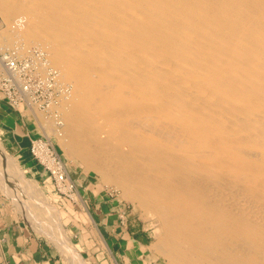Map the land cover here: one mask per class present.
<instances>
[{
    "label": "bare ground",
    "instance_id": "6f19581e",
    "mask_svg": "<svg viewBox=\"0 0 264 264\" xmlns=\"http://www.w3.org/2000/svg\"><path fill=\"white\" fill-rule=\"evenodd\" d=\"M0 13V51L37 47L58 71L50 112L34 110L43 127L159 221L169 264H264V0H0ZM0 181L90 264L1 141Z\"/></svg>",
    "mask_w": 264,
    "mask_h": 264
},
{
    "label": "crops",
    "instance_id": "0c3cea01",
    "mask_svg": "<svg viewBox=\"0 0 264 264\" xmlns=\"http://www.w3.org/2000/svg\"><path fill=\"white\" fill-rule=\"evenodd\" d=\"M30 116L12 108L0 95V129L3 142L9 150L21 154L27 150L29 153L30 139L38 134ZM76 183L93 218L88 224L82 220L86 229H79L76 233L84 238L85 233H94L96 229L108 242L93 250L98 263L148 264L149 235L144 226L132 220L129 214L125 215L121 203L93 190L89 191V187H83L81 182ZM59 251L54 243L44 239L25 223L0 189V264H65Z\"/></svg>",
    "mask_w": 264,
    "mask_h": 264
},
{
    "label": "rangeland",
    "instance_id": "374dc122",
    "mask_svg": "<svg viewBox=\"0 0 264 264\" xmlns=\"http://www.w3.org/2000/svg\"><path fill=\"white\" fill-rule=\"evenodd\" d=\"M7 27H8L7 23L5 22L2 14L0 13V31L1 30L4 31L5 29H7ZM0 44L2 45L5 43L1 41ZM34 113L35 112H32L33 115L30 116V119L33 120L34 127L35 129L38 130L37 135L40 134V135L47 136V134H49V136L47 137L55 136L54 135L55 130L52 129L53 127L52 123H50L51 128L48 130L43 127L44 122H47L43 118L45 117L43 113L42 112H36L35 114ZM2 137H3V134L0 129V141L3 144L5 150L7 151V154H10L14 158L16 164L20 167L21 171L24 172L25 177L34 181L35 187L36 188L38 187L39 190L41 189L40 191L43 192V195L45 194L43 196V199H45V197L46 199H48L49 202L45 200L46 203L50 204V207L55 211L58 217L62 220V224L64 228L67 230L68 235L70 237L69 240L72 242L73 246L75 245V247L79 249V253H81V256L84 259H86L90 264H99L96 259L97 257L94 256L95 253L93 250L102 244L105 245V243H108V242L104 240L103 236H101V234L96 229L94 233L90 231V233H85V235H83L84 238L88 241H86L83 237L81 238V235L79 236V234L76 233L79 229L81 230L86 229V227H84V225L82 224V220L83 221L86 220L87 224L88 222H92L93 220V218L91 219L92 216L89 214L88 209L85 208L86 203H85V200L82 198L79 188H78V192L76 195V199L78 201L77 203L71 202L72 200L65 199L63 195L59 196L56 193L54 186L52 185L53 183L45 182L43 180V176L39 170V167L37 166V164H35L32 161L31 158H29L30 152L28 153L26 150L24 154H21V153H18L17 151L9 150L5 146ZM55 141L63 155V158L65 159L69 172L73 174L72 176H74V179L76 180V182H78V184L81 182L83 187H87V186L89 187V191L93 190L97 194L106 195L110 197L111 199L115 200L116 202L121 203L122 209L126 211L125 215L129 214V217H131L132 220H135V222H138L140 226H144L146 233L149 235L148 250L150 254L149 256L150 262H148V264H169L167 257H165L162 253H159V251L154 246L157 243L159 236L162 234L159 221L156 220V218H153V216H151L138 202L125 197L123 195L122 188L116 186L113 183H107L106 181L102 179V176L97 172L85 171L84 170L85 167L82 163H80L76 159L69 158L66 155L64 148L61 145L60 137L57 138L56 136ZM6 181L8 183L12 181L15 182V180H11V179L9 181L8 180ZM1 182L2 181H0V189L5 194V196L9 199L13 210L20 214L22 219L25 221V223L29 227L34 229L44 239L54 243L59 248V250L62 252L61 255L65 261V264H73V262L70 260L68 255H65V251L63 250L64 246L58 243V241L56 242L55 239L52 237V235H54L53 229L52 230L48 228L41 229L40 228L41 225L36 224L39 221L37 220L39 218V215L37 213H29L27 210H24L23 208H21L22 204L21 202L18 203L19 201H16L17 200L15 198L16 194L15 192L13 193V190H12L13 187L10 188V184L4 183V182L1 184ZM9 192L12 194H10ZM31 212H32V209H31ZM35 215H37V219H34L36 218ZM75 216H77L78 219H76ZM45 217H47V215ZM79 218L81 222L79 221ZM33 221L34 222L36 221V223H34ZM106 256L109 257L107 253H106ZM110 256L112 257V255ZM105 258L108 259L107 257Z\"/></svg>",
    "mask_w": 264,
    "mask_h": 264
},
{
    "label": "built area",
    "instance_id": "2783aa9c",
    "mask_svg": "<svg viewBox=\"0 0 264 264\" xmlns=\"http://www.w3.org/2000/svg\"><path fill=\"white\" fill-rule=\"evenodd\" d=\"M13 53L8 49L0 51L1 97L12 108L27 115H33L35 109L50 112L49 108L60 92L56 84L58 71L49 66L46 53L37 47H33L29 57H18ZM57 122L59 125L60 121ZM55 138L56 135L33 136L29 158L39 167L43 180L53 183L59 196L63 195L65 199L77 203V183L68 170Z\"/></svg>",
    "mask_w": 264,
    "mask_h": 264
}]
</instances>
